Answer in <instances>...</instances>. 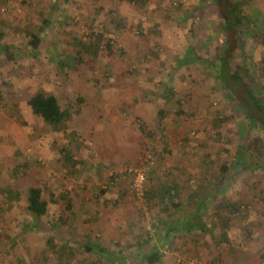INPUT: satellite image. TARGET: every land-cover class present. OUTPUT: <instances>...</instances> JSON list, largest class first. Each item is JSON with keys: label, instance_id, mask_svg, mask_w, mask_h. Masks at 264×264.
Wrapping results in <instances>:
<instances>
[{"label": "rangeland", "instance_id": "rangeland-1", "mask_svg": "<svg viewBox=\"0 0 264 264\" xmlns=\"http://www.w3.org/2000/svg\"><path fill=\"white\" fill-rule=\"evenodd\" d=\"M247 7L264 32V0ZM217 23L208 0H0V264H143L161 223L198 204L214 251L259 260L264 172L223 174L251 135H238L240 107L201 60L222 42ZM240 46L251 64L237 53L233 65L264 90V43ZM36 91L54 94L62 123L31 113ZM124 169H143L141 194L116 178ZM29 187L47 203L39 218ZM183 233L155 264H183L171 256Z\"/></svg>", "mask_w": 264, "mask_h": 264}, {"label": "trees", "instance_id": "trees-1", "mask_svg": "<svg viewBox=\"0 0 264 264\" xmlns=\"http://www.w3.org/2000/svg\"><path fill=\"white\" fill-rule=\"evenodd\" d=\"M132 1L139 5H145V0ZM208 1L215 7L217 27L221 31L222 42L214 48L213 60H201L213 68L214 80L230 94L233 102L240 107L242 118L240 119V132L238 135L247 134L246 132L251 135V139H248V141L242 137L236 147L233 162L230 166L222 165L221 170L225 174L228 171L233 170L234 172L238 168L244 167L250 170L260 168L264 172V90L257 85L250 84V77L248 78L243 71L232 63L234 55L238 53L245 66L251 64L247 61V54L243 53L240 45L245 37H251L255 42L264 43V32H261L250 19L251 15L247 7L249 0ZM39 42V36L32 35L28 42L30 49H37ZM190 47L187 48L185 54L189 53ZM72 58L77 62L79 52L77 51ZM186 62L187 56H183L177 60L176 66L181 67ZM167 89L172 92L169 84ZM27 105L32 114L40 116L45 123L51 126L62 123L67 116V110L61 109L57 98L48 91L34 92L27 100ZM163 114L164 110L157 111L159 120L162 119ZM138 128L141 132H144V123L139 121ZM64 158L72 164L77 162L69 153H64ZM128 171L132 173V170L128 169ZM144 176L146 178L145 173ZM130 178L131 176L128 175V183L131 186ZM66 207H69V205L67 204ZM199 207L198 204L191 214L184 215L171 222L161 223V230L154 228V230L157 229L158 240L150 246L147 254L143 256V264L158 263L163 254L162 247L175 233L203 229L205 224L200 217ZM46 209L47 203L41 197L40 188L29 187L26 192V210L30 216L39 218L45 214ZM86 248L88 247L86 246Z\"/></svg>", "mask_w": 264, "mask_h": 264}, {"label": "crops", "instance_id": "crops-1", "mask_svg": "<svg viewBox=\"0 0 264 264\" xmlns=\"http://www.w3.org/2000/svg\"><path fill=\"white\" fill-rule=\"evenodd\" d=\"M199 231L201 230L190 231L194 232L193 236L190 232L183 233L184 236L177 239L178 250L173 251L171 255L173 260L183 264H196L197 258L191 255L193 253V255L201 257L202 264H241V258L236 254L229 253V250L226 251V249L216 246L217 250L214 251L211 248V244L206 239L201 238V235H198ZM186 235H188V238L185 237Z\"/></svg>", "mask_w": 264, "mask_h": 264}, {"label": "built area", "instance_id": "built-area-1", "mask_svg": "<svg viewBox=\"0 0 264 264\" xmlns=\"http://www.w3.org/2000/svg\"><path fill=\"white\" fill-rule=\"evenodd\" d=\"M3 10V8H1ZM109 37V36H108ZM130 170V169H129ZM128 169H124L123 171H120L117 175L116 178L118 179H125L128 178V175L131 176L130 181H131V187L133 190L141 194L144 186V172L141 169H133L132 173H129ZM255 264H264V254L259 258V260Z\"/></svg>", "mask_w": 264, "mask_h": 264}]
</instances>
